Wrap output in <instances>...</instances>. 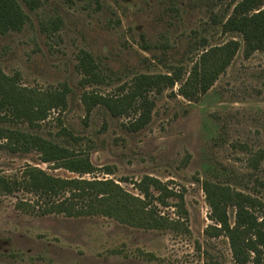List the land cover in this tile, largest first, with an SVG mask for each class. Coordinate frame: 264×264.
Returning a JSON list of instances; mask_svg holds the SVG:
<instances>
[{"label":"rangeland","instance_id":"rangeland-1","mask_svg":"<svg viewBox=\"0 0 264 264\" xmlns=\"http://www.w3.org/2000/svg\"><path fill=\"white\" fill-rule=\"evenodd\" d=\"M19 1L29 19L21 30L0 34V70L34 93L65 91L67 101L33 125L10 117L0 126L85 151L97 169L71 172L43 162L38 151L13 152L1 139L0 174L18 177L37 166L63 178L113 179L141 197L137 183L152 176L184 195L187 213L172 197L159 209L184 225L146 229L104 215H43L20 207L36 203L34 194L1 193L0 264H237L229 239L206 233L214 222L203 181L264 199V50L245 57L243 37L223 29L240 0ZM231 39L241 47L210 90L191 100L180 95L201 54ZM84 52L98 65L101 83H84ZM181 66L183 81L149 93L151 119L138 131L129 125L140 112L114 116L104 105L88 112L84 103L87 93L121 96L137 75ZM257 153L263 157L254 169L250 159ZM229 213L234 222L235 210Z\"/></svg>","mask_w":264,"mask_h":264},{"label":"trees","instance_id":"trees-1","mask_svg":"<svg viewBox=\"0 0 264 264\" xmlns=\"http://www.w3.org/2000/svg\"><path fill=\"white\" fill-rule=\"evenodd\" d=\"M26 2L31 5L32 0ZM28 19L29 15L19 0H0V34L21 30ZM223 29L243 37L245 57L264 50V0H240L223 23ZM240 47L239 40L231 39L205 50L185 80L183 66L172 68L166 74H140L125 94L103 96L87 93L83 96L84 103L88 112L98 105L106 106L114 116L140 112L139 117L129 125V129L138 131L151 119L154 106L149 97L151 91L160 93L184 80L180 95L195 99L210 90L219 75L232 63ZM79 69L85 75L84 83L104 81L93 56L87 52L80 56ZM66 98L65 91L34 93L17 85L0 70V124L13 119L33 125L46 119L52 109L66 107ZM1 139L6 140L5 146L13 152L38 151L43 162L55 163L71 172L84 175L97 169L87 152H78L36 133L0 126ZM262 157V153L255 154L250 159L251 167L258 169ZM137 188L142 197L128 192L113 179L63 178L37 166L25 167L18 177L0 174V194H13L19 190L32 193L38 197L36 203L21 201L20 207L28 205L32 209L37 208L43 215H104L146 229H177L184 225L181 220H173L159 209V205L170 206L168 200L177 197L179 202L176 206L186 214L183 194H178L152 176H145L137 183ZM203 189L214 222L208 226L206 233L212 237L225 235L237 264H264V199L213 179H205ZM230 208L235 210L234 222H231Z\"/></svg>","mask_w":264,"mask_h":264}]
</instances>
